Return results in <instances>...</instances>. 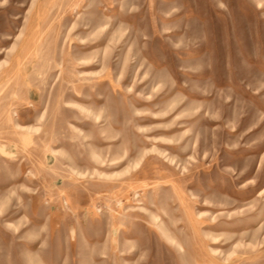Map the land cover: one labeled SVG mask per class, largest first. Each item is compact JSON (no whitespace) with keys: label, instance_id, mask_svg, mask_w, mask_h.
Returning <instances> with one entry per match:
<instances>
[{"label":"rangeland","instance_id":"rangeland-1","mask_svg":"<svg viewBox=\"0 0 264 264\" xmlns=\"http://www.w3.org/2000/svg\"><path fill=\"white\" fill-rule=\"evenodd\" d=\"M0 264H264V0H0Z\"/></svg>","mask_w":264,"mask_h":264},{"label":"bare ground","instance_id":"bare-ground-1","mask_svg":"<svg viewBox=\"0 0 264 264\" xmlns=\"http://www.w3.org/2000/svg\"><path fill=\"white\" fill-rule=\"evenodd\" d=\"M21 127H23V126H21Z\"/></svg>","mask_w":264,"mask_h":264}]
</instances>
